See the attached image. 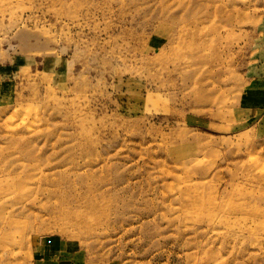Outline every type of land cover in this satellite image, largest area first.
<instances>
[{
  "label": "rangeland",
  "instance_id": "rangeland-1",
  "mask_svg": "<svg viewBox=\"0 0 264 264\" xmlns=\"http://www.w3.org/2000/svg\"><path fill=\"white\" fill-rule=\"evenodd\" d=\"M263 58L264 0H0V264H264Z\"/></svg>",
  "mask_w": 264,
  "mask_h": 264
},
{
  "label": "crops",
  "instance_id": "crops-1",
  "mask_svg": "<svg viewBox=\"0 0 264 264\" xmlns=\"http://www.w3.org/2000/svg\"><path fill=\"white\" fill-rule=\"evenodd\" d=\"M262 65H264V58L262 59ZM260 73L261 74L256 77L257 78L255 81L257 83L256 87L254 88L249 84L248 94L250 96H254L255 98H257V96H261L263 103L262 106L264 107V67Z\"/></svg>",
  "mask_w": 264,
  "mask_h": 264
}]
</instances>
